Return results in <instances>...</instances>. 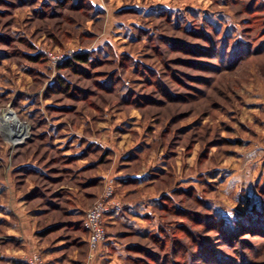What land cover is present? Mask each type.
<instances>
[{"label": "rangeland", "instance_id": "374dc122", "mask_svg": "<svg viewBox=\"0 0 264 264\" xmlns=\"http://www.w3.org/2000/svg\"><path fill=\"white\" fill-rule=\"evenodd\" d=\"M80 52L91 61L62 68ZM0 110L29 128L21 143L0 132V253L48 263L62 241L94 262L75 223L111 183L119 205L154 202L141 232L118 227L123 264H264V0H0Z\"/></svg>", "mask_w": 264, "mask_h": 264}, {"label": "crops", "instance_id": "0c3cea01", "mask_svg": "<svg viewBox=\"0 0 264 264\" xmlns=\"http://www.w3.org/2000/svg\"><path fill=\"white\" fill-rule=\"evenodd\" d=\"M142 143V142H141ZM140 145H137L135 149L137 151H140L141 148ZM139 149V150H138ZM133 154H137V152L132 151ZM129 153L131 151L129 150ZM128 153V154H129ZM127 155H125L126 157ZM127 158H130L129 155ZM153 169L155 168L158 171L160 170V166L153 165ZM145 174L150 175L152 179L156 176L154 172L144 171ZM143 175V174H142ZM140 176V173L133 172V173H124L120 175V177L117 176L119 183L121 187L126 186L130 183L137 184V179ZM151 179V178H150ZM92 182L97 183V187H101L102 185V179L101 175L99 177H95L92 179ZM88 184V183H87ZM165 191H162L159 195H155L153 199L157 200L158 197H161ZM90 194V193H88ZM158 196V197H157ZM144 196L138 197L135 199H129L124 200L122 203L116 208L114 211L106 215L105 217V224L108 229V237L104 243L100 245L99 248V254L98 258L91 263H86V258H79V249H75V251H67L66 248L69 247L68 243H62V241H57L53 245H46L43 246V252L46 254V256L49 258L48 263L49 264H123L124 261L127 259L128 252V244L126 241H124L122 238L126 234L122 230H120L118 227H124L129 228L131 231L133 229L140 230L142 228H146L148 226V217L151 215L150 208H152L154 202L145 201ZM87 206L84 205V203H80L74 207L69 208L71 213L78 214L82 210L86 211L85 208ZM42 212V210H36L35 213ZM54 224H50L55 225ZM50 225L45 227V230L48 229ZM30 227V226H29ZM41 230H38V233H40ZM32 236L34 235H28L27 240L30 242L32 241ZM35 237V236H34ZM17 238V236H13L11 240L14 243V245H18L20 247H24L27 244V241L25 238L23 239V242H20V240L14 241ZM80 241L78 243V246L83 245V251L85 252L84 248H87L88 245V238L87 235H83L80 237ZM10 243V242H9ZM8 245V244H7ZM24 250V249H23ZM31 253H21L17 250L11 251L10 247H6L5 250H2L0 253V258L2 259V263L0 264H28L27 262V256Z\"/></svg>", "mask_w": 264, "mask_h": 264}, {"label": "built area", "instance_id": "2783aa9c", "mask_svg": "<svg viewBox=\"0 0 264 264\" xmlns=\"http://www.w3.org/2000/svg\"><path fill=\"white\" fill-rule=\"evenodd\" d=\"M84 49L77 50L83 51ZM56 62L60 61L62 57L54 58ZM105 193L101 198L97 199L95 203L86 211L84 225L89 230V245L90 260L95 259L96 253L100 244L106 241L107 231L104 219L106 215L118 208L119 203L114 201V186L109 183L106 185ZM28 264H48L43 255L37 251L27 256Z\"/></svg>", "mask_w": 264, "mask_h": 264}, {"label": "trees", "instance_id": "16d2710c", "mask_svg": "<svg viewBox=\"0 0 264 264\" xmlns=\"http://www.w3.org/2000/svg\"><path fill=\"white\" fill-rule=\"evenodd\" d=\"M58 1L60 3H63V4H67V2H69V0H58ZM30 46H32V45H30ZM41 56H42L41 53H36V55L30 56V58L32 60H35V61H40L42 59ZM90 61H91V55H90L89 52H80V53H75L74 55H72L69 59H67L64 63H62L61 66H62V68H64V67L66 68L67 66H71V67L72 66H76L78 68L79 67L81 68V66L78 65L77 63H84L85 64V63H88ZM59 78H58V87L59 88H63L64 87V80H63V78L62 79L61 78L59 79ZM65 84L68 86L67 83H65ZM56 91H58V90H56ZM166 156H168V155L166 154ZM163 173H165V171ZM181 190H182V188L174 187V188L171 189V191H165V193L161 196V199L162 200H167L168 198H172V193L175 194V193H178ZM29 197H31V195ZM174 209H175V212H177V213H180V211H183L184 210V208L181 207L180 205L179 206H176V208H174ZM249 222L250 223H247L246 221H240V222H238V224H237L236 227L233 226V225H230V224L227 225V226H226V224H224V225H218L216 221L213 224L214 225L217 224L218 227L217 226L216 227L219 228L220 231H225L226 232V235L232 233L231 236H235L237 234L236 231H238L240 229V227H242V226H244V227H247V226H256V225H258L259 220L258 219H255L254 217H252V220H250ZM161 224H162V227L158 230L159 232L153 234V237L154 238H157V236L159 234L166 233L167 227L165 226L164 223H161ZM56 225L58 226L59 224L56 223ZM56 225H52V226L50 225L49 227H47L48 229H46V230L48 231V230H50V228H52V227H54ZM169 225H173V223L172 224H169ZM75 226L78 229L79 228H82L85 231L87 230V228L84 225V220L83 219H81V221H78L77 223H75ZM230 226H231V230H228V228ZM168 230H167V232H168ZM44 231H45V227H44V229H42L40 231V233L41 234H44ZM203 244H205V245H203V246L201 245L202 246L201 247V251L204 254V253L208 252V243L205 242Z\"/></svg>", "mask_w": 264, "mask_h": 264}, {"label": "bare ground", "instance_id": "6f19581e", "mask_svg": "<svg viewBox=\"0 0 264 264\" xmlns=\"http://www.w3.org/2000/svg\"><path fill=\"white\" fill-rule=\"evenodd\" d=\"M0 132L7 138L19 142L27 137L29 128L27 125L19 123L14 118L12 111L0 110Z\"/></svg>", "mask_w": 264, "mask_h": 264}, {"label": "water", "instance_id": "95a60500", "mask_svg": "<svg viewBox=\"0 0 264 264\" xmlns=\"http://www.w3.org/2000/svg\"><path fill=\"white\" fill-rule=\"evenodd\" d=\"M19 143H21V142H19Z\"/></svg>", "mask_w": 264, "mask_h": 264}]
</instances>
